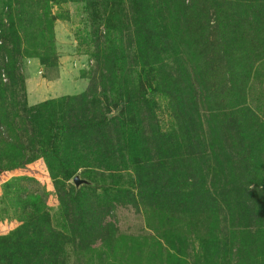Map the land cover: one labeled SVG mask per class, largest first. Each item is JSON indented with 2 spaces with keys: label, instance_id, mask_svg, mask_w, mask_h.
I'll list each match as a JSON object with an SVG mask.
<instances>
[{
  "label": "trees",
  "instance_id": "obj_1",
  "mask_svg": "<svg viewBox=\"0 0 264 264\" xmlns=\"http://www.w3.org/2000/svg\"><path fill=\"white\" fill-rule=\"evenodd\" d=\"M51 1L37 0L43 10L39 22L27 25V42L39 40L34 51L22 48L15 20L6 27L0 19V175L43 161L53 179L58 171L72 178L83 164L119 170L115 161L120 160L127 169L128 157L140 169L143 205L199 214L216 195L226 201L230 223H217L208 233L210 242L205 240L201 257L205 264H213L214 258V264H264V191L250 190L256 181H246L250 164L259 165L252 154L264 149V140L257 139L264 136V123L257 126L252 108L238 110V105L202 113L230 83L236 90L241 71L244 79V72L249 75L253 67L264 65V0H81L93 9L85 42L94 49V63L82 73L88 88L29 106L14 90H24L17 58L36 57L46 68L53 65L57 18ZM22 2L24 6L30 0ZM127 10L131 15L134 11L131 18ZM178 25L181 31H176ZM157 95L171 96L182 117L189 116L184 128L170 133L154 128ZM205 119L209 125L216 122L211 134L219 135L213 140L218 146L211 143L218 154L211 168L213 191L188 183L198 161L207 157L164 159L160 154L151 158L149 172L145 155L180 149L183 143L201 145ZM156 176L159 182L153 186ZM22 181L37 182L31 176L17 177L4 186L1 202L14 209L20 225L0 234V264H68L69 244L93 238L115 241V187L95 197L89 186L74 193L61 191L63 183L56 182L73 232L66 236L52 227L48 196L24 189ZM133 204L138 206L135 199Z\"/></svg>",
  "mask_w": 264,
  "mask_h": 264
},
{
  "label": "rangeland",
  "instance_id": "obj_2",
  "mask_svg": "<svg viewBox=\"0 0 264 264\" xmlns=\"http://www.w3.org/2000/svg\"><path fill=\"white\" fill-rule=\"evenodd\" d=\"M80 1L52 0L49 3L52 15L57 18L53 28L55 49L54 54H50L53 65L49 64L46 68L36 57L17 58L18 71L24 77V90H22V86L14 87V90H16L20 101L25 100L29 106L50 99L79 95L88 88L89 80L84 79L82 73L89 71L94 63V58H92L94 49L85 42L87 33L91 31L90 24L93 15L91 11L93 9L86 1ZM22 3V0H0V19L6 27H9L11 21L15 20L19 26L18 37L24 43L22 48L26 49L27 47L34 51L36 50L35 47H39L37 46L39 40L32 39L27 42L26 36L29 35L27 25L30 23L38 24L39 16L43 10L37 0L35 3L30 0L29 3H24V6ZM96 9L98 8L96 7ZM133 13L134 11H132V15ZM127 14L129 15L128 18L132 17L128 10ZM18 19L21 21L19 22ZM181 29L180 25L176 27V31H181ZM100 31L103 34L106 33V27L101 26ZM11 39L13 42L17 40L15 36ZM2 42L0 39V45ZM222 71L224 72L223 69ZM240 74V85L237 87L236 84V90L230 83L218 93L220 97L214 98L206 106V110H202V113H207V110H224L238 105V110L252 108L258 117L257 126L263 124L264 65L253 67V71L249 75L244 72V79L243 71ZM2 79L4 83L9 80L5 70L2 73ZM235 94L239 95L235 96ZM116 113V111L113 112V114ZM154 113L156 114L154 128L165 133L181 130L186 126L189 119L187 115L182 117L176 107L175 100L171 96L157 95ZM215 126L216 122L209 125L206 123V119L204 120L201 145H197L198 141L191 147L189 144L183 143L184 146L180 149L169 148L164 153L154 152L145 155L149 172L152 171L151 158L157 156L161 158L160 154L164 159H169L171 156L183 157L188 155V159H192L194 157L191 156L196 155L207 157L198 161L188 183L197 186L205 185L207 189L213 191L211 184L215 171L212 169L218 154L214 155L211 151V143L214 142L215 147H217L218 142L213 140L214 137L219 136L215 132L216 135L211 134ZM257 139L262 141L264 136L260 135ZM259 150L252 154L254 158L259 159V165L250 164V176H246V181L250 178L256 181L254 185L250 186V190L257 193L264 191V149L260 152ZM125 160L127 161V169H123L120 160L115 161L119 170H109L105 164L104 166L83 164L72 178L63 176L58 171L57 177L53 179L43 161H37L22 171L1 174L0 234L7 233L20 225L17 216L14 214V209L1 202L5 183L17 177L31 176L37 180V182L29 183L22 181L24 189L39 191L48 196L46 209L51 215L52 227L58 233H63L66 236H73V232L62 212L55 183L58 181L63 183L64 189L61 191L74 193L85 191L89 186L94 188L90 193L95 197H101L105 188L115 187L114 191L116 190L118 193L116 191L115 193L119 195V200L114 202L115 211L114 218H112L115 224V235L112 240L115 241L109 242L108 240H95L93 238L89 242L86 241L85 244L80 242L73 245L69 244L66 247L68 264H205L201 257L205 254V240L209 241L208 233L217 223H221V225L230 223L227 221L230 211L226 201L216 195L213 204L206 205L207 209L199 214L182 212L178 208H172V212H169L165 206V208L161 207V210L158 206L151 208L148 205H143L139 196L138 171L140 169H137V166L133 165L128 157ZM76 176L89 182V184L77 187L74 183ZM158 178L157 176L153 177V186ZM160 182L162 183V181ZM134 199L138 206L133 204ZM170 232L171 238L169 237ZM220 253L222 251L218 255ZM215 262L216 258L213 259V264Z\"/></svg>",
  "mask_w": 264,
  "mask_h": 264
},
{
  "label": "water",
  "instance_id": "obj_3",
  "mask_svg": "<svg viewBox=\"0 0 264 264\" xmlns=\"http://www.w3.org/2000/svg\"><path fill=\"white\" fill-rule=\"evenodd\" d=\"M74 183L77 187L83 185V184H89V182L85 181V180H81L79 176H76L74 178Z\"/></svg>",
  "mask_w": 264,
  "mask_h": 264
},
{
  "label": "crops",
  "instance_id": "obj_4",
  "mask_svg": "<svg viewBox=\"0 0 264 264\" xmlns=\"http://www.w3.org/2000/svg\"><path fill=\"white\" fill-rule=\"evenodd\" d=\"M30 98V97H29Z\"/></svg>",
  "mask_w": 264,
  "mask_h": 264
}]
</instances>
